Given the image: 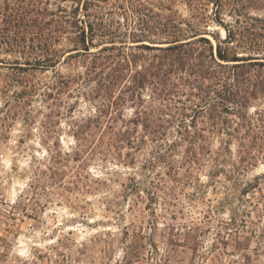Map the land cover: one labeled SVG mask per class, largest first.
I'll return each mask as SVG.
<instances>
[{"label":"rangeland","instance_id":"rangeland-1","mask_svg":"<svg viewBox=\"0 0 264 264\" xmlns=\"http://www.w3.org/2000/svg\"><path fill=\"white\" fill-rule=\"evenodd\" d=\"M29 1L48 12H73L94 25L99 23L93 16L102 15L104 31L129 47L138 45L132 36L139 33L138 18L152 27L158 15L183 22L190 16L182 0H87V14L84 0ZM200 1L210 11L212 7ZM248 12L264 18L262 11ZM221 20L225 25L232 22L226 13ZM202 30L213 46V37L224 38L223 28L213 22ZM147 36L154 43L155 38ZM74 39L69 33L59 42L64 57L75 48ZM131 52L146 58V52ZM0 58L11 62L14 56L1 53ZM75 63L61 59L55 71L31 72L28 80L38 86L31 102L4 104L0 93V264H264V160L239 176L232 174L234 143L222 164L214 168L207 158L194 167L190 180L189 170L181 166L182 149L169 154L177 163L175 174L167 173L163 164L146 167L155 149L145 145L147 141L140 151L125 149L113 160L97 156L84 170L71 156L57 167V176L48 172L54 143L63 153L74 148L68 131L72 120L92 116L103 105L82 81L45 97L46 88L58 81L54 72L63 79L84 72ZM10 74L0 65V91L9 85L11 95L18 87ZM139 94L146 104L150 92ZM187 100L181 97L178 103L176 97L172 104L180 110ZM124 104L122 114L129 119L131 107L139 108V102ZM263 104L253 102L248 113ZM180 113L170 119L171 127L182 120ZM47 122L59 125L58 136L47 139ZM169 132L164 141L177 138L172 129ZM137 136H143L140 129ZM132 184L138 185L136 191Z\"/></svg>","mask_w":264,"mask_h":264},{"label":"trees","instance_id":"trees-1","mask_svg":"<svg viewBox=\"0 0 264 264\" xmlns=\"http://www.w3.org/2000/svg\"><path fill=\"white\" fill-rule=\"evenodd\" d=\"M182 1L190 12L188 20L158 15L150 27L138 18L139 33L132 34L138 45L129 47L123 39L117 44L118 36L104 31L102 15L93 16L99 23L94 25L77 19L73 12H48L29 0H0V54L14 56L11 62L0 58V65L11 71L8 78L18 87L11 95L9 85L0 91L4 104L31 102L38 86L28 80L30 73L55 71L61 59L65 64L76 60L84 72L65 79L54 72L58 81L46 88L45 97L82 81L90 84L89 93L103 104L92 116L72 120L68 127L74 143L71 152H61L57 143L52 153L46 150L50 153L47 170L53 177L71 156L84 170L97 156L113 160L122 150L140 151L146 141L145 145L155 148L146 167L163 164L167 173L175 174L177 163L169 160V154L182 149L181 166L189 170L188 180L194 167L207 158L214 168L222 164L233 143L232 174L239 176L264 160V104L248 113L253 102L264 100V18L253 17L248 10L264 12V0H205L210 11L200 0ZM82 10L87 14V0ZM225 13L232 19L230 24L221 20ZM208 22L224 31L222 40L213 37L214 46L202 30ZM69 33L75 37V48L64 57L58 44ZM132 50L146 52L147 59ZM144 90L151 94L146 104L139 94ZM185 96L189 104H181L178 110L172 102L177 97L179 103ZM135 101L139 108L131 107V118H124V103ZM178 111L182 120L173 128L170 119ZM45 125L47 139L61 132L59 125ZM138 129L143 136H137ZM171 129L177 138L164 141ZM137 187L132 184V191Z\"/></svg>","mask_w":264,"mask_h":264}]
</instances>
